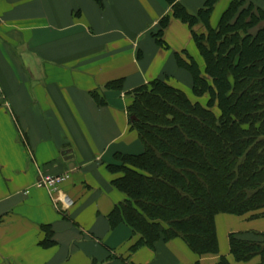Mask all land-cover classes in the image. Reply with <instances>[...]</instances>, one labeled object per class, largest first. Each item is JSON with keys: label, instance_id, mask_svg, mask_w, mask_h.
<instances>
[{"label": "crops", "instance_id": "crops-1", "mask_svg": "<svg viewBox=\"0 0 264 264\" xmlns=\"http://www.w3.org/2000/svg\"><path fill=\"white\" fill-rule=\"evenodd\" d=\"M178 1L192 13L204 3ZM171 11L167 0H0V264H123L131 255L138 236L124 223L111 225L125 196L107 165L117 162L116 153L143 151L127 116L129 91L164 74L180 87L192 85L173 55L191 44L189 26L171 18L169 48L151 34ZM119 79L122 91L105 88ZM64 173L70 177L57 190L37 185L43 174ZM221 215L217 231L230 219ZM46 229L53 245L44 244ZM209 257L181 238L130 256L135 264Z\"/></svg>", "mask_w": 264, "mask_h": 264}, {"label": "trees", "instance_id": "trees-1", "mask_svg": "<svg viewBox=\"0 0 264 264\" xmlns=\"http://www.w3.org/2000/svg\"><path fill=\"white\" fill-rule=\"evenodd\" d=\"M220 1L204 0L192 13L181 1L167 0L172 11L151 33L169 48L171 18L189 26L202 61L189 48L173 55L191 77L193 98L169 74L128 92L131 128L143 151L116 153L107 169L125 196L111 225L124 223L138 236L130 256L176 238L200 257L220 255L219 214L264 217V0H231L213 26ZM105 88L122 91L124 80ZM93 96L106 103L99 91ZM46 232L44 244L53 245L54 232ZM228 238L236 261L264 264V232L232 231ZM130 256L123 264H135ZM214 264L232 262L221 255Z\"/></svg>", "mask_w": 264, "mask_h": 264}, {"label": "rangeland", "instance_id": "rangeland-1", "mask_svg": "<svg viewBox=\"0 0 264 264\" xmlns=\"http://www.w3.org/2000/svg\"><path fill=\"white\" fill-rule=\"evenodd\" d=\"M231 1V0H230ZM227 3V0H222V2L219 4L218 6V11L220 9V14L215 13L214 18L212 20V25L213 26H217L219 19L223 13V11L225 10L224 6ZM228 6V5H227ZM217 11V10H216ZM214 13V12H213ZM212 19V18H211ZM201 25H198L196 27V29H201ZM190 45H189V50H194L195 51V55L202 61V57L199 55V53L196 50V46L194 45V43L192 42V40L190 41ZM169 50V49H168ZM183 49H180V51ZM149 78L152 79L153 77H151V75H149ZM176 84L179 83L177 81H175ZM183 86H181L182 88H184V90H186L188 92V94L190 95V97H194L193 92L191 90V87H188L187 85H184L183 83H180ZM180 86V85H179ZM132 96H128V99L131 100ZM127 111V116L129 119V123H130V114L128 112V107L126 109ZM131 125V123H130ZM134 133H136L135 130H133ZM137 135V134H136ZM143 150V148H142ZM141 150V151H142ZM220 217H230L229 221L224 222V221H219L218 222V232H219V236L220 239L222 241V248H221V253L220 255H211V257L207 258V260H203V264H214L216 263L221 255H227V257L229 258V260L232 262V264H250L251 262H237L232 255L229 254V241L227 238V234L228 232H231V230H241V229H246L247 227H253V228H262L264 230V217L261 218H251L250 214H247L245 216H236V215H232V214H222ZM238 232V231H236ZM130 245H132V243H130ZM129 245V246H130ZM208 257V256H207ZM213 257L215 260H213ZM253 262H257V260H253Z\"/></svg>", "mask_w": 264, "mask_h": 264}, {"label": "built area", "instance_id": "built-area-1", "mask_svg": "<svg viewBox=\"0 0 264 264\" xmlns=\"http://www.w3.org/2000/svg\"><path fill=\"white\" fill-rule=\"evenodd\" d=\"M4 101V91L0 85V106L3 104ZM70 175L68 173L64 174H43L37 181V185L39 187H46L47 189H50L51 191L57 190L61 184H63L65 181L69 179ZM69 205L71 204V201L68 199Z\"/></svg>", "mask_w": 264, "mask_h": 264}, {"label": "water", "instance_id": "water-1", "mask_svg": "<svg viewBox=\"0 0 264 264\" xmlns=\"http://www.w3.org/2000/svg\"><path fill=\"white\" fill-rule=\"evenodd\" d=\"M135 117H132V119H134Z\"/></svg>", "mask_w": 264, "mask_h": 264}]
</instances>
